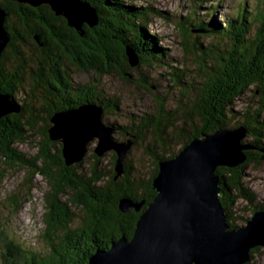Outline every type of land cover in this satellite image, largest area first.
<instances>
[{"label": "trees", "instance_id": "trees-1", "mask_svg": "<svg viewBox=\"0 0 264 264\" xmlns=\"http://www.w3.org/2000/svg\"><path fill=\"white\" fill-rule=\"evenodd\" d=\"M81 1L95 9L98 24L93 28L83 25L80 35L48 5L31 7L0 0L6 13L4 28L10 39L0 56V96H7L14 106L13 113L0 118V159L4 164H16L41 176L49 185L43 197L46 252L19 250L12 255L13 261L5 263L88 264L95 251L109 248L121 236L130 239L140 213L156 196L152 181L158 173V163L174 157L194 138L232 129L238 116L233 113L232 104L251 86L257 94L255 109H244L235 125L249 132L248 143L253 150L245 152L247 160L242 165L231 169L218 167L215 175L223 191L219 202L230 229L237 228L236 221L248 220L238 216L240 212L264 210V202H256V195L245 185V170L261 164L259 151L264 149V0H257L250 8L245 6L246 0H241L234 14L220 22L213 17L216 11L211 7L206 8L209 20L194 19L195 12L183 19L186 23L179 25L183 44L189 45L192 33L196 36L191 43L193 56L204 34L218 38L215 45L203 50L199 44L202 54L196 58L199 63L194 73L166 61L156 36L149 34L147 26L157 12L152 6L136 7L127 0ZM199 1L207 4L208 0ZM127 48L137 54L139 67L155 64L164 70L159 78L168 88L178 90L176 111L165 112L158 103V109L151 113L126 115L125 124L119 126L116 122L123 118L119 99L99 90L96 84L72 82L73 70L93 74L97 83L104 76L116 74L147 90L149 77L145 73H141L140 79L127 75ZM24 74L30 79V87L22 84ZM84 104L101 109V123L114 131L116 142H131L121 177L115 179L114 153L110 166L103 162V157L94 155L90 168H84L85 160L67 167L61 143L49 139L51 116ZM104 117H114L116 121L110 123ZM35 130H40L43 142L37 146L35 159L30 160L13 147L27 142ZM147 135L150 140L145 153L152 159L153 170L145 178L135 174L133 164L126 158L133 146L146 143ZM65 195L66 201L60 202ZM122 199L143 205L139 212L123 214L118 209ZM240 202L246 203L247 209H240ZM69 207L80 210V219ZM76 220L78 225L70 228ZM259 250L250 251L246 264H254Z\"/></svg>", "mask_w": 264, "mask_h": 264}, {"label": "water", "instance_id": "water-1", "mask_svg": "<svg viewBox=\"0 0 264 264\" xmlns=\"http://www.w3.org/2000/svg\"><path fill=\"white\" fill-rule=\"evenodd\" d=\"M31 7L48 5L66 20L67 26L81 33L83 25L97 26L95 9L81 0H12ZM5 11L0 7V56L9 42L4 28ZM129 70L139 65L137 54L125 50ZM14 112L7 96H0V118ZM101 109L84 104L76 109L55 112L50 118L49 139L62 145L67 167L80 163L88 144L94 139L96 157L109 151L116 155L115 179L123 175V164L131 142H116L114 131L100 120ZM249 132L240 126L219 129L192 139L174 157L158 163L152 181L155 198L142 211L130 239L121 236L110 248L93 253L88 264H246L250 251L264 247V210L255 211L244 226L229 228L219 197L223 194L218 167L235 168L253 150L241 140ZM264 162V149L259 151ZM141 203L120 200L118 209L125 214L140 211Z\"/></svg>", "mask_w": 264, "mask_h": 264}, {"label": "rangeland", "instance_id": "rangeland-1", "mask_svg": "<svg viewBox=\"0 0 264 264\" xmlns=\"http://www.w3.org/2000/svg\"><path fill=\"white\" fill-rule=\"evenodd\" d=\"M133 3L134 6H152L157 12L151 18V24L147 26L149 34L155 35L157 45L163 49L166 54V61H169L173 66L185 67L191 73L197 70L199 57L202 53L199 50V44L202 50L208 45H215L218 38L211 34H204V37L199 38L197 44L196 56H193L191 43L196 39L195 33L189 45H184L181 37L179 25L185 22L183 19L196 13L194 19L209 20V15L206 14V8L211 7L216 11L214 18L219 22L234 14L237 7L241 4V0H208L207 4H202L199 0H127ZM244 2V0H242ZM258 3L257 0H246L245 6L248 8ZM186 23V22H185ZM209 37V38H208ZM29 55V54H28ZM13 66V64L11 65ZM164 70L159 69L155 64L149 66H138L128 71L135 79H140L141 73H145L149 79L147 83L149 88L144 90L138 84H130L120 79L116 74H111L102 77L99 82H96V77L93 74L76 72L73 70L71 75L72 82L75 84L93 83L97 85L99 90H103L106 94L113 98L119 99V113L122 119L117 120V125L125 124L126 115H142L143 113H151L158 109V103L162 105L165 112L173 113L177 110V100L179 98L178 90L168 88V84L159 76L163 75ZM168 81V80H167ZM23 86L27 88L31 86L30 79L27 74H24ZM147 86V84H146ZM257 94L255 87L251 86L232 104V111L236 115V120L232 123V129L240 127L235 125L241 120V114L244 109L251 107L255 109ZM180 111V110H178ZM182 112V111H181ZM105 118V117H104ZM115 120L114 117H106L104 121L110 123ZM238 120V121H237ZM116 121V120H115ZM40 130H35L28 138L27 142L15 145L13 148L16 153L22 154L26 159H35L37 146L43 142V138L39 136ZM116 139V134L112 135ZM146 143L142 146H133L126 160L134 166V171L137 176H149L153 170L152 159L145 153V147L150 140L147 135ZM251 140L249 136L241 140V144H246ZM249 144V143H248ZM97 145V140L94 139L88 144L87 153L83 160L84 168H88L93 163L94 148ZM178 148V147H177ZM171 149H175L172 147ZM112 151L103 155V162L110 166ZM161 155V151H158ZM36 165H39L36 162ZM246 186L252 193L256 195V202H264V162L260 165L248 167L245 170ZM49 190L47 182L38 175L32 172H26L19 168L16 164H4L3 159H0V264H6V261H13L12 255L18 253L19 250L33 251L34 253L46 252V242L43 237L45 225L43 223V214L45 213L44 194ZM15 197V198H14ZM67 195L60 198V202H65ZM17 201V204L13 203ZM239 208L247 209L244 202L239 203ZM72 213L80 219V210L69 207ZM252 213L240 212L238 216L250 218ZM78 220L71 224L70 228L78 225ZM237 227L244 226L245 222L238 220L235 222ZM58 234V233H57ZM259 252L254 255V264H264V247H258Z\"/></svg>", "mask_w": 264, "mask_h": 264}, {"label": "bare ground", "instance_id": "bare-ground-1", "mask_svg": "<svg viewBox=\"0 0 264 264\" xmlns=\"http://www.w3.org/2000/svg\"><path fill=\"white\" fill-rule=\"evenodd\" d=\"M117 3H118V2H117ZM25 8H26V7H25ZM83 28H84V27H83ZM83 30H84V29H83ZM204 30H205V29H204ZM70 33H71V32H70ZM70 33H69V34H70ZM180 34H181V33H180ZM183 37H184V36H183ZM208 38H209V37H208ZM135 50H136V49H135ZM67 65H68V64H67ZM77 68H78V67H77ZM70 70H71V69H70ZM121 135H122V134H121ZM9 158H10V157H9ZM109 248H110V247H109ZM109 248H108V249H109Z\"/></svg>", "mask_w": 264, "mask_h": 264}]
</instances>
